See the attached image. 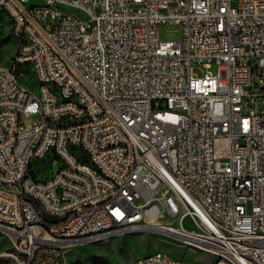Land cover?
I'll return each mask as SVG.
<instances>
[{
    "label": "built area",
    "instance_id": "1",
    "mask_svg": "<svg viewBox=\"0 0 264 264\" xmlns=\"http://www.w3.org/2000/svg\"><path fill=\"white\" fill-rule=\"evenodd\" d=\"M42 1L0 0L22 39L0 65V232L18 252L0 256L65 264L91 238L161 229L209 264H264V0ZM46 151L64 171L40 178Z\"/></svg>",
    "mask_w": 264,
    "mask_h": 264
},
{
    "label": "rangeland",
    "instance_id": "2",
    "mask_svg": "<svg viewBox=\"0 0 264 264\" xmlns=\"http://www.w3.org/2000/svg\"><path fill=\"white\" fill-rule=\"evenodd\" d=\"M46 2L42 0H28L27 7H44ZM68 13H75V10L63 7ZM160 37L165 41L182 40L181 26L175 24H163L158 28ZM11 20L6 15H2L0 19V65L7 68L9 60L16 52L17 42L11 35ZM217 66L214 65L211 72L217 73ZM203 76L201 71H197ZM19 79L22 86L28 91L38 94L39 85L35 77L34 70L26 67L19 72ZM40 120L38 115H32L24 119L25 128H31ZM50 156V157H49ZM41 162L40 178L46 177L59 165H54V155L51 154ZM187 227L192 228L187 222ZM161 229L149 231H137L122 237L108 238L98 242L79 245L63 251L65 264H133L138 258L149 254L163 251L173 257L184 260L190 264H209L213 261V257L206 253L194 252L187 248L183 239H176L167 235ZM182 242V243H181ZM17 254V250L13 247L10 238L0 232V254ZM214 256V262H216ZM0 264H18L12 255L0 256Z\"/></svg>",
    "mask_w": 264,
    "mask_h": 264
},
{
    "label": "bare ground",
    "instance_id": "3",
    "mask_svg": "<svg viewBox=\"0 0 264 264\" xmlns=\"http://www.w3.org/2000/svg\"><path fill=\"white\" fill-rule=\"evenodd\" d=\"M30 9H34V10L47 9V2H46V5L44 7H35L34 6V7H31ZM8 17L10 18L11 22H15V15H8ZM11 35L15 39V41L17 42V49H16V52L13 55V57H11V59L9 60V66L7 68H12V66L14 64V59L16 57H19L21 52H22V39H21L20 35L19 34H15L14 32H12ZM22 66L23 67H27V68L28 67L32 68L34 70L35 77H36V79L38 81V85L39 86H44V77H39L37 71L34 68L35 67V60L34 59H22ZM51 154L54 155V151H46L38 159V168L41 165V162L44 161L46 159V157L51 155ZM54 165H59L58 168H56V170H54V173H59V171H64V164H54ZM171 235H173V234L171 233ZM108 238H112V237L91 238V239H89V244L90 243H94V242H98V241H101V240H104V239H108ZM183 240H184L183 243L188 246V239H183ZM12 244H13V242H12ZM7 256H9V255H7ZM214 256H216V259H217L216 262H229L230 264H239L237 255H230V253H221V254H216ZM12 257L17 261V259H16V257L14 255H12ZM171 259H172V262H177V264H190V263H188V262H186L184 260H181V259L173 257V256H171ZM17 263L20 264L18 261H17Z\"/></svg>",
    "mask_w": 264,
    "mask_h": 264
},
{
    "label": "trees",
    "instance_id": "4",
    "mask_svg": "<svg viewBox=\"0 0 264 264\" xmlns=\"http://www.w3.org/2000/svg\"><path fill=\"white\" fill-rule=\"evenodd\" d=\"M43 218L45 219V220H52V218L51 217H49L48 215H46V214H43Z\"/></svg>",
    "mask_w": 264,
    "mask_h": 264
}]
</instances>
